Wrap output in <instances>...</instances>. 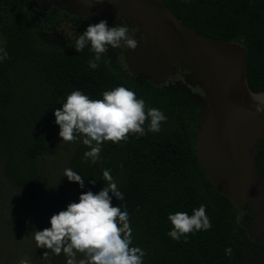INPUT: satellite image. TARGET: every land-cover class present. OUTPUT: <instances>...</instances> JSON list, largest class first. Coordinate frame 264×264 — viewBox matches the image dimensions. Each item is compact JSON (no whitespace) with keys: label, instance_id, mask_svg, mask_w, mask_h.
Returning a JSON list of instances; mask_svg holds the SVG:
<instances>
[{"label":"trees","instance_id":"1","mask_svg":"<svg viewBox=\"0 0 264 264\" xmlns=\"http://www.w3.org/2000/svg\"><path fill=\"white\" fill-rule=\"evenodd\" d=\"M164 2L198 35L243 45L248 88L264 94V0ZM64 16L75 19L59 9L44 11L33 0H0V48L9 57L0 62V162H6L28 190L37 161L60 129L54 112L62 109L71 92L79 90L100 100L116 87L131 89L146 108L160 109L167 120L157 133L147 131L146 121L144 136L129 134L127 143L105 142L95 164L84 160L90 150L84 145L74 161L73 171L84 179L83 189L73 182L78 196L98 193L106 183L103 171L110 170L124 195L123 201L113 197L112 204L126 206L130 246L146 253L143 264H241L243 247L252 242L244 227L252 232L254 220L222 196L203 170L196 153L202 113L198 100L183 88L166 89L126 74L107 54L98 69L89 68L95 55L90 44L78 53L75 40L46 42L42 35ZM78 28L84 33L83 26ZM254 158L256 178L264 182V137ZM201 204L212 227L188 234L187 243L184 237L172 240L167 235L173 227L168 216L176 212L191 216ZM13 223L23 227L20 219Z\"/></svg>","mask_w":264,"mask_h":264},{"label":"clouds","instance_id":"2","mask_svg":"<svg viewBox=\"0 0 264 264\" xmlns=\"http://www.w3.org/2000/svg\"><path fill=\"white\" fill-rule=\"evenodd\" d=\"M129 31L126 23L109 27L106 20H101L88 25L84 33L75 39L74 48L79 53L90 44L95 55L88 61V67L98 69L109 48L126 46L135 50L138 47ZM6 59H9L7 51L0 48V62ZM253 100L257 102L255 111L264 115V94L254 95ZM54 115L62 141L75 143L82 139V143L90 149L84 153V160L93 164L100 159L105 142L127 143L129 134H136L137 138L144 136L146 121L147 131L157 133L161 130V123L167 120L160 109L146 108L143 99H138L134 91L123 86L105 91L100 100H93L82 91H73L67 96L62 109H56ZM64 176L69 182L84 188V179L77 172L68 168ZM103 180L105 186L98 193L84 192L78 203H69L66 210L54 214L49 221L50 228L33 231L37 248H46L57 256L63 253L67 258L66 264H143L146 253L140 247L130 246L132 228L126 206L112 204L113 197L123 201L124 195L110 170L103 171ZM89 183L95 185L96 181L90 180ZM168 220L173 227L167 235L177 242L184 237L187 243L188 234L212 227L203 204L193 209L191 216L186 212H176L170 214ZM225 251L231 253L230 248ZM78 254L82 258L78 259ZM48 255L46 252L44 257ZM19 264H29V261L24 258Z\"/></svg>","mask_w":264,"mask_h":264},{"label":"water","instance_id":"3","mask_svg":"<svg viewBox=\"0 0 264 264\" xmlns=\"http://www.w3.org/2000/svg\"><path fill=\"white\" fill-rule=\"evenodd\" d=\"M124 1L120 6L108 8L82 6L73 12L63 10L73 15L82 14L92 21L109 23L119 16L134 22L139 28L134 37L138 47L125 51L129 71L134 77L160 85L166 77L175 75L173 67L176 64L189 71L185 83L192 88L199 87L205 95L203 104L198 101L202 113L196 144L203 170L216 190L239 211L248 212L246 206L253 205L264 217V211L260 210L264 207V188L259 187L261 184L256 185L254 158L257 145L264 137V120L255 111L235 105L230 99L231 78L239 64L233 55V44L236 43L198 35L175 17L164 0L155 3H149L150 0ZM39 5L60 7L52 0H43ZM155 8L160 12L157 13ZM169 21L184 31L187 38H174L169 32ZM213 42L229 48L224 53L208 48ZM244 66L246 77V63ZM244 228L252 238L251 230Z\"/></svg>","mask_w":264,"mask_h":264},{"label":"rangeland","instance_id":"4","mask_svg":"<svg viewBox=\"0 0 264 264\" xmlns=\"http://www.w3.org/2000/svg\"><path fill=\"white\" fill-rule=\"evenodd\" d=\"M52 1L70 12L81 9L82 6L87 9H97L100 6L108 8L125 3L124 0H103L101 3H97L96 0ZM157 1L163 2L162 0H150L149 3ZM154 10L157 13L160 12L157 8ZM168 26L172 30L169 32L174 38H187L186 33L170 21ZM56 31L57 34L65 33L68 40L75 38L74 31L70 28L61 26ZM50 40L61 44L64 38L55 35ZM208 46V48L222 53L229 48V46H222L214 42ZM233 46L235 47L233 55L239 64L231 78L230 99L235 105L255 111L257 102L253 100V96L256 94L249 90L245 77L244 46L239 43L233 44ZM201 97H205V95L201 94ZM259 115L264 120V115ZM59 132L60 129L50 144L48 152L37 161L32 185L28 190H24L19 185L7 163L0 162V264H19V261L24 258L28 259L29 264H66L67 258L63 253L57 256L46 248H37L33 236L34 230L42 231L45 228H50L49 221L54 214L66 210L69 203L79 202L76 188L73 182H69L64 176V171L68 168L74 170V161L84 144L82 139H78L75 143L63 142L59 137ZM260 184L259 187L264 188V182L257 180L256 185ZM260 210L264 211V207H261ZM14 219H20L23 227L13 223ZM260 220L264 225V218ZM46 252L49 255L44 257ZM247 255H245L242 264H264L263 260L253 261ZM79 258H82L80 254H78Z\"/></svg>","mask_w":264,"mask_h":264},{"label":"flooded vegetation","instance_id":"5","mask_svg":"<svg viewBox=\"0 0 264 264\" xmlns=\"http://www.w3.org/2000/svg\"><path fill=\"white\" fill-rule=\"evenodd\" d=\"M33 2L39 6L40 8H42L44 11H50L53 9H59L62 10L63 12H66L67 14L74 16L75 19H69L67 17H63V20L60 21L59 23L56 24V27L49 29L48 32L44 33L42 35V38L49 43H53L56 45H60L58 43L53 42L50 39H53V36H58L59 38H64V41L62 43H66V42H70L75 40L79 35H81L83 33L82 30H80L78 28V26H83L84 29L86 30L89 24H97L99 23L101 20H96V21H92L90 19H88L86 16L84 15H73L67 11H64L63 9H61L60 7H51V8H44L42 6H40L39 4L43 2V0H33ZM70 21H69V20ZM68 20V21H67ZM127 24L129 26V35L136 37V35L139 32V28L137 27V25L132 22V21H126L123 20L121 18L116 19L112 22L107 23L109 27H113L116 26L117 24ZM78 24V25H77ZM64 26L65 28H70V30L74 31L73 35L75 38L73 39H67L65 37V33H60L57 34L56 29ZM64 35V36H63ZM144 39V37H142ZM145 40V39H144ZM61 43V44H62ZM127 47L123 46L121 48L118 49H111L109 48L108 53H106L114 62H116V64L119 66V69L123 70L126 74H130L132 77H134L128 68V64L126 62V58H125V51H126ZM175 69V75L173 76H168L166 77V80L164 83L160 84V85H156L158 87H163L166 89H177V88H183L185 90H187L190 94H192L199 102L201 101V103L203 104V100L205 99V97H201V94L204 95V91L202 89H200L199 87L197 88H192L189 85H187L185 83V75L188 74L189 71L185 70V68H183L181 65L176 64L174 67ZM137 79H140L138 77H134ZM143 80V79H142ZM248 209V213L251 215L252 219L254 220V226H253V230H252V238L249 235L250 240L252 241L251 243L245 244V246L243 247V257H242V263L244 260L245 255H249V257H251V260L253 261H259V260H263L264 261V225L259 221V219H263L264 217L260 216L257 211H255V207L253 205H249ZM247 255V256H248ZM241 263V264H242Z\"/></svg>","mask_w":264,"mask_h":264}]
</instances>
